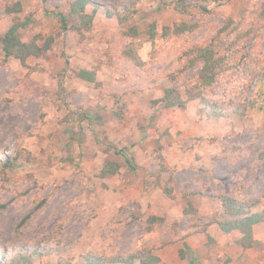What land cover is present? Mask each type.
Returning a JSON list of instances; mask_svg holds the SVG:
<instances>
[{
    "label": "rangeland",
    "instance_id": "obj_1",
    "mask_svg": "<svg viewBox=\"0 0 264 264\" xmlns=\"http://www.w3.org/2000/svg\"><path fill=\"white\" fill-rule=\"evenodd\" d=\"M15 1L0 0V38L18 16L32 19L24 41L54 40L25 63L5 57L0 40V112L14 127L8 136L0 121V261L23 253L32 264H85L87 254L150 249L157 264H264V222L251 247L209 222L227 216L220 192L264 208V0H206V10L203 0L184 9L178 0H92L98 10L83 32L62 29L60 13L77 20L71 0H23L16 15L6 11ZM229 19L250 32L230 49L235 33L225 35L220 49L232 61L203 91L229 112L209 114L200 98L154 104L167 87L187 97L198 86L190 50ZM182 21L196 26L164 33ZM108 161L118 170L104 176Z\"/></svg>",
    "mask_w": 264,
    "mask_h": 264
},
{
    "label": "trees",
    "instance_id": "obj_2",
    "mask_svg": "<svg viewBox=\"0 0 264 264\" xmlns=\"http://www.w3.org/2000/svg\"><path fill=\"white\" fill-rule=\"evenodd\" d=\"M200 2V0H197ZM199 3V6L206 10L207 6L204 3ZM94 6L93 11L88 12V7ZM178 9H184L187 7L184 0H178ZM23 9V0H17L12 5L6 7L8 13L17 14ZM98 10V5L92 0H71L69 3V13L71 16L77 18L74 24L69 25L67 17L60 13V20L62 22V29L65 30H75L78 32H83L91 28L95 12ZM105 13L107 16H116L118 19L122 20L126 18V13L122 11H116L111 8H105ZM257 16L260 21L263 22L264 27V1L262 2L260 8L257 10ZM32 19L30 17H25L21 19L15 16L11 26L1 36L0 40L2 43L3 52L5 57H15L18 58L22 63L29 57H39L43 55L46 51L51 48L53 43V37H49L46 41L41 44L38 41V36L35 35L28 41H24L20 36L21 29L30 26ZM196 26L195 23H187L185 21L177 22L173 26H165L164 33H175L179 34L185 31H190ZM250 29L241 27V23H235L233 19H229L218 31V33L206 44L196 45L190 51L193 52V56L190 59L191 64L196 62L201 63V68L199 71V84L194 89L188 90V96L183 97L179 90L174 87H167L164 90V94L157 100H154V104L161 103L164 108H185L187 103L191 99L200 98L202 102L205 103V110L209 114H223L229 111H224L223 107L218 103H211L204 97V90L214 85L217 77L227 70L230 66L231 58H228L226 53L220 49L222 42L224 41L225 35L235 33V37L229 44V48H232L235 43L241 40ZM130 33L136 34L137 31L135 27L130 28ZM150 32L152 35L156 33V27L151 24ZM126 55L130 58H134L132 51H126ZM78 75L84 79L94 81L96 79L95 73L90 70H80ZM122 152V151H121ZM125 155V161L128 167L133 171L135 166L132 162V158ZM118 170V165L114 162L108 161L102 168V175L106 176L108 174H113ZM166 193L173 197V188L166 187ZM201 193V192H200ZM219 198L223 210L227 216L222 218L210 219V223H217L220 229L224 233H232L238 231L241 236L237 242L243 247H251L254 242V229L255 226L264 222V208L255 209L258 205V200H243L229 194L220 192L214 195ZM150 220H162L160 217L151 216ZM182 257L183 251H182ZM85 264H157L161 261V257L150 249L140 250L128 255H118L115 257H101L92 254H87L84 256ZM32 264L30 255L19 254L16 258L11 261H0V264ZM191 264H197L192 261Z\"/></svg>",
    "mask_w": 264,
    "mask_h": 264
},
{
    "label": "bare ground",
    "instance_id": "obj_3",
    "mask_svg": "<svg viewBox=\"0 0 264 264\" xmlns=\"http://www.w3.org/2000/svg\"><path fill=\"white\" fill-rule=\"evenodd\" d=\"M5 114V113H4ZM6 115V114H5ZM4 116V115H3ZM0 117H1V119H0V121H1V124L3 125V127L5 128L4 130L6 131V133H7V135L8 134H10L11 133V131L13 130V123L10 121V120H8V119H6V117L5 118H3L2 117V115H1V112H0ZM16 121V120H15ZM0 128H2L1 126H0ZM0 130H2V129H0ZM4 133V132H3ZM3 133H2V135H3ZM1 135V134H0ZM8 136H10V135H8ZM1 137V136H0ZM3 138V137H2ZM9 138V137H8ZM1 141H2V139H1Z\"/></svg>",
    "mask_w": 264,
    "mask_h": 264
}]
</instances>
